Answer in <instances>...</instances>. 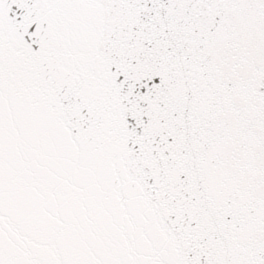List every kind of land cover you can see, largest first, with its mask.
Segmentation results:
<instances>
[{
  "label": "snow or ice",
  "instance_id": "6c2138e0",
  "mask_svg": "<svg viewBox=\"0 0 264 264\" xmlns=\"http://www.w3.org/2000/svg\"><path fill=\"white\" fill-rule=\"evenodd\" d=\"M0 264H264V0H0Z\"/></svg>",
  "mask_w": 264,
  "mask_h": 264
}]
</instances>
